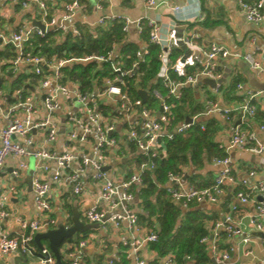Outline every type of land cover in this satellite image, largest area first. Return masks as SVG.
I'll list each match as a JSON object with an SVG mask.
<instances>
[{
	"label": "built area",
	"instance_id": "2783aa9c",
	"mask_svg": "<svg viewBox=\"0 0 264 264\" xmlns=\"http://www.w3.org/2000/svg\"><path fill=\"white\" fill-rule=\"evenodd\" d=\"M47 1L50 0H22L20 3L27 6L29 2H35L39 8V20L44 25V30L33 25L32 21L28 25L15 27L9 34L0 30V43L10 45L14 55L10 60V70L16 73L21 64L30 65L31 74L36 77L40 87L46 90L41 99V107L44 115L36 119L39 113L38 104L31 95L22 97V90H16L15 96L18 99L16 107L21 108L20 115L5 114L6 123L0 128V169L3 167L5 160L9 156L17 159L16 166L12 168L11 175L17 177L21 171L27 168L25 158L33 156L36 159V170L47 172L49 162L55 161L56 169L52 173V181L58 182L64 171L70 170L68 179L71 182L72 192L80 194L83 190L82 175L86 168L91 169V177L99 183L98 195L94 203L85 210L84 218L87 224L92 227L106 229L111 225L114 229L123 228L128 232L129 237L123 240L124 258L131 259L132 264H155L138 255V250L144 244L155 242L158 234L154 225L144 234V229L139 223V217L129 206L131 203L139 201V190L142 187V175L146 171L155 168V161L164 153V145L167 141L172 140L178 134H184L196 122L198 115H208L217 112L223 119L230 122L237 115L239 123L233 127L225 151L228 153L232 149H240L256 154L264 153V146L258 141L254 132L251 130L249 120L257 114V106L253 98L261 92L253 88H246L242 96L231 104L219 103L213 99H208L207 107L204 112L195 114L191 121L187 122L186 118L180 122L173 123L175 114L173 108L175 102H180L183 97L182 88L186 85H196L202 78H211L215 80L213 89L218 92L221 88V73L217 70L218 59H241L249 71L256 75H264V51L257 49L248 51L230 50L224 45L211 42L207 45L198 42L196 32L181 33L180 36L174 34L173 28L176 26L172 23L166 30L164 36L160 33V24L155 19H145L137 17L131 19L120 16H101L97 20L98 25H105L109 21H118L121 24L122 33H127L129 26L133 24L139 34L147 31L148 44L136 49L134 59L128 68H124L122 61H115L113 43L106 55H86L79 58H62L51 56L47 57L41 53H32L27 50L28 43L36 34L43 37L49 30H58L71 32L73 36H80V30L68 22L74 14L80 9L85 8L82 0H69L64 4L63 11L59 17L50 15ZM95 10L100 9L102 4L107 0H93ZM147 7H156L157 0H143ZM239 10L244 19L254 25L261 24L264 20L262 9L264 0L247 2L236 0ZM181 7L177 4L168 5V12L174 15L180 12ZM67 22V23H65ZM187 26V24H184ZM177 41L184 44L189 49L188 54L178 53L174 55L175 48L179 45ZM153 44L159 48L158 59L160 68L167 57L164 70L161 77L163 91L159 88H152L148 91L154 99L152 104L147 105L138 96H132L125 88V77H139L140 66L146 62L149 54L148 45ZM259 55L261 58H259ZM188 57L193 60V70L187 71L183 66V74L179 75L178 63L185 61ZM91 60L103 62L111 61V68L116 73L115 77H104L102 87L93 86L90 90L81 91L78 83L69 81L63 82L62 68L73 62L85 63ZM179 76L173 78L172 75ZM238 89L243 88V84L236 83ZM142 88V87H141ZM145 89V88H143ZM64 97L78 104L81 116H67L72 122V127L65 132L66 148L61 153H55L48 150L45 146L38 149L30 150L28 147L33 142L32 133L37 129L45 131V142H53L57 137V128L54 119V112L58 109V98ZM5 100V94L0 89V103ZM106 106L107 112H103ZM120 115L126 125L124 144L123 140L115 136L117 130L116 115ZM201 129L204 125L201 124ZM259 129L264 131V116L259 125ZM94 137V148L89 154H84L78 162L76 168H72L77 156L72 148L76 147L75 143L83 144L87 136ZM122 144V145H121ZM133 145L138 153L146 159L135 165L133 171L123 180H113L108 176L107 169L103 167L107 164L109 157L118 156L122 147ZM112 150V151H111ZM216 163L222 166L221 170L215 176L213 182L207 186L199 187L195 184H181L180 176L169 173L168 178L176 183L167 186L165 189L171 199L181 206H188L191 203L197 204H216L225 197V185L243 186L246 180H238L232 172L229 156L214 157ZM254 171L248 172L253 175ZM33 191V205L35 216L31 219H21V233L10 235L0 230V257L9 254H18L22 257L33 256L38 252L39 257L36 264H57L55 256L47 245L39 248L34 242V235L38 232L46 231L58 226V222L53 218L41 219L40 216L51 209L49 198V184L42 180L37 174H33L31 181ZM135 189V190H134ZM238 204L252 203L255 207V214L248 215L250 225L260 231L263 235L264 245V179L249 186L246 192L238 188L234 192ZM8 196L1 189L0 185V222L8 215L6 210ZM103 202L104 206H100ZM237 203L231 204L229 211L223 218L213 222L209 233L212 235L210 245L208 246L209 256L215 264H232L229 261L227 250L220 248L219 238L221 229L224 228L226 233L236 232L232 224L231 213L238 206ZM70 224L63 223L67 228ZM96 225V226H94ZM90 229V228H89ZM209 235L202 237L201 241L206 242ZM244 241H247L244 238ZM88 244V238H79L76 242H66L63 248V254L68 260L67 264H85L84 249ZM108 264H115L114 259H110ZM161 264H175V258L172 253L167 254ZM258 264H264L261 260Z\"/></svg>",
	"mask_w": 264,
	"mask_h": 264
},
{
	"label": "crops",
	"instance_id": "0c3cea01",
	"mask_svg": "<svg viewBox=\"0 0 264 264\" xmlns=\"http://www.w3.org/2000/svg\"><path fill=\"white\" fill-rule=\"evenodd\" d=\"M20 1L22 0H0V30L5 34H9L15 27L30 24L32 20L39 16V8L35 2H29L27 6H23ZM68 1H47L50 15L59 17L63 11L64 4ZM82 1L86 4L85 8L77 11L68 23L77 27L80 31L89 29L94 35L96 34L97 28H105L115 22L109 21L105 25H98L97 20L101 16H125L131 19L143 17L144 21L147 18L157 20L160 24V33L162 36L165 35L170 25L175 23L176 26L173 28L175 35H181V33L191 31L196 32L199 37L198 42L203 45L217 42L230 50L244 52L257 49L258 51H264V20L258 25L247 22L241 14L236 0H157L159 2L158 5L152 8L147 7L143 0H107L97 10L93 7V0ZM244 1L254 2L256 0ZM173 4L181 7V11L175 12L174 15L168 12V5ZM262 12L264 14V8ZM165 17H168V21L164 25L163 20ZM118 23L120 24V22ZM184 24H187V26H184ZM67 33L59 31V34L55 38L56 41L60 42ZM147 39V31L139 34L136 27L131 24L127 33H123L122 41L131 43L139 48L148 44ZM6 47V44L0 43V89L5 94V100L0 103V128L6 123V113L9 115H20L22 113L21 108L15 106L18 101L15 96V91L21 89L23 91V87L20 86L22 83L15 86L18 78L21 77L23 79V83L26 84L24 88L27 87L28 82H32V87L26 89L22 93V97L31 95L39 105V113L36 115V119L44 115L40 101L46 92L45 89L38 85L36 77L31 74L30 65L21 64L18 71L12 73L9 67L11 60L9 48L11 46ZM178 47L181 49V52L186 53L181 45ZM259 58H261L260 55ZM114 59L115 61H122L119 43H116L114 48ZM261 63L264 64V59L262 58ZM193 68V65L191 67L186 66L187 71H192ZM217 70L222 75L221 88L218 92L213 87L200 82L196 85H186L183 87L182 98L189 101L191 99L194 105L200 106L202 108L201 111L196 113L199 114L205 111L207 107L206 101L208 99H213L223 104H231L242 96L246 88L250 87L255 90H261L253 98V102L257 106V114L249 120V125L258 141L264 146V131L259 129V125L264 116V86L255 87L259 83L263 85L264 75H253L254 73L249 71L246 63L241 59H218ZM254 81L257 83H254ZM237 82L243 84L242 89L237 88ZM186 91L190 92L187 94H190L191 97H187ZM58 105V109L53 114V122L57 128L56 139L53 142H45V131L43 129H37L32 133L33 142L28 147L30 150L45 146L50 151L61 153L66 148L65 132L72 127V122L68 120L67 116L75 115L79 117L81 116V111L77 103L67 100L62 96L58 98ZM186 106H188V103H186ZM116 120L117 130L115 131V136L123 140L122 144H124L126 125L119 114L116 115ZM198 121L204 124V128L207 123L210 127L214 128L213 141L217 144V148L220 150L219 152H223V156L219 157L228 155L235 177L238 180L247 181L243 186L225 185L227 193L222 201L216 204H196L198 208L212 217L204 222L205 227L210 231L213 222L223 218L225 213L229 211L231 204L237 203L234 192L238 188H242L247 192L249 186L264 179V153L256 154L240 149H232L228 153L225 151L231 131L235 124L239 123V117L237 115L232 121L227 122L219 113L213 112L208 115H198ZM62 122L64 129L60 131ZM187 134L186 131L182 135L186 136ZM75 145L76 147L72 148V150H74L77 158L72 164L73 169L77 167L79 159L84 154H89L93 151L94 137L88 135L86 142L83 144L75 143ZM126 147H122L117 157L111 155L106 164L109 165L107 169L108 176L115 181L126 179L135 168V163L132 159L138 152L136 149L133 150ZM214 157L216 156L208 160L204 156L203 163L200 166L191 163L185 166L183 168V174L180 175L181 184L192 183L199 187L211 184L222 168L220 164L213 160ZM25 161L27 168L21 171L17 177L11 175V170L17 163V159L14 156L7 157L3 167L0 169L1 189L8 196L6 205L8 215L0 222V230L10 235H18L21 233L20 220L31 219L35 216L31 185L34 173H37L42 180H45L49 184L48 193L51 209L42 214L40 216L41 219L53 218L58 222V225L63 223L70 224L72 212L74 209H77L80 219L84 223H88L82 218H84L85 210L94 203L99 189V183L95 182L91 177L92 172L90 168H86L82 175V192L80 194H74L72 192L71 182L68 179L70 170L64 171L60 180L54 182L52 181V173L56 169L55 161L49 162V170L47 172L36 170V159L33 156H28L25 158ZM122 164L124 165L123 167ZM251 171H254V174L248 175V172ZM185 175L186 178L184 179ZM27 181H30V185H28ZM175 183V181L167 179L163 187L166 188ZM139 202L140 200L137 203H131L129 206L137 214H145L139 206ZM99 205L104 206V203L99 202ZM188 206L181 207L183 210H186ZM237 206L238 208L231 213L232 224L236 232L228 235L226 230L222 228L221 236L218 240L219 246L228 251L229 261L232 264H258L261 260L264 261L263 235L259 236L252 232V234H248L246 237L244 236L238 241L233 242L236 233H249L251 225L248 222V215L256 213L254 204L248 203L240 205L237 203ZM146 218L149 219V216H146ZM139 223L144 229L143 233L146 234L150 226L145 221L141 222L139 220ZM85 233L79 235H86L85 237L88 238V244L84 249V254L86 255L85 261H87L85 264H108L110 259H114L115 264H132L131 259L124 258V246L122 242L129 237V234L123 228L116 230L111 225H107L106 229H102L96 226L88 229ZM208 235L209 239L207 244L210 245L212 235L209 232ZM244 238L247 241H244ZM42 243L46 245L45 242ZM65 245L66 242L59 248L60 254L63 252ZM138 255L155 264H161L166 256L159 257L157 252L150 247V243L142 245L138 250ZM210 256L206 264H215ZM38 257V252L28 257H22L14 253L0 257V264H36ZM188 264H193L192 260H189Z\"/></svg>",
	"mask_w": 264,
	"mask_h": 264
},
{
	"label": "trees",
	"instance_id": "16d2710c",
	"mask_svg": "<svg viewBox=\"0 0 264 264\" xmlns=\"http://www.w3.org/2000/svg\"><path fill=\"white\" fill-rule=\"evenodd\" d=\"M80 32L81 35L78 37L68 32L60 42L55 39L59 34L58 30H49L43 37L35 34L28 43L27 50L32 53L44 54L47 57L55 55L59 58L70 59L86 55H106L113 43H119L123 66L124 68L130 66L137 47L122 41L121 24L114 22L111 26L97 28L95 35L89 29ZM8 46L10 45H7L6 48ZM148 48L149 54L146 62L140 66V76L124 78L126 82L124 88L132 96L138 97L137 89L141 87L148 91H151L152 88H159L163 91L159 76V48L153 44H149ZM177 52H181L179 47L175 48L174 55H177ZM9 53L10 57L14 55L12 47L9 48ZM62 72L64 75L63 82H76L81 91H88L93 86L101 88L104 77L113 78L116 75L111 68L110 60L73 62L65 65ZM172 77L178 78L179 76L173 74ZM21 83L22 93L32 87V82H28L27 87L24 88L26 84L23 83L21 77L18 78L15 86ZM187 93L190 92L186 91ZM187 97H191V95L187 94ZM153 102L154 99L150 96L146 104L149 105ZM107 108L106 106L103 107L104 113L107 112ZM201 109L200 106L194 105L191 99L189 101L182 98L180 102H175L173 123L180 122L187 116L200 112ZM201 124L200 121L194 123L187 130L186 136L178 134L165 143L164 153L155 161V168L143 173V185L139 190V206L146 214L139 213V220L147 222L150 227L154 225L158 234L157 240L151 242L150 247L157 252L159 257L172 253L175 264H188L189 260H192L193 264H206L209 261L207 243L202 242L201 239L209 232L204 222L212 217L198 208L197 203H191L187 207L188 209L183 210L178 203L171 199L163 187V184L169 179V173L180 176L183 174V168L189 163L200 166L204 156L208 160L213 156H223V152H219L217 144L213 141L214 128L207 123L205 128L201 129ZM145 159L142 154L138 153L132 161L138 166ZM146 216H149V219ZM79 238V236L76 237L77 240ZM72 240L73 238H67L63 243L73 242ZM42 242L48 246L47 240L42 239ZM85 262L87 263V261ZM67 263V258L61 253V264Z\"/></svg>",
	"mask_w": 264,
	"mask_h": 264
},
{
	"label": "water",
	"instance_id": "95a60500",
	"mask_svg": "<svg viewBox=\"0 0 264 264\" xmlns=\"http://www.w3.org/2000/svg\"><path fill=\"white\" fill-rule=\"evenodd\" d=\"M33 25L37 26L38 28H40L41 30H44V25L39 21L34 19L32 21ZM180 36V35H177ZM178 44H181L180 41H177ZM181 47L183 50L186 51V55L189 52V49L187 48L186 45L181 44ZM200 82L202 84L205 85H209L210 87H213L215 85V80L211 79V78H202L200 80ZM137 94L138 96L142 99L143 102H146L148 99V92L146 89L143 88H138L137 89ZM186 121L190 122L191 121V117H186ZM125 160V159H124ZM109 165H105L103 167L104 170L108 169ZM186 178V175L184 176V179ZM96 226V225H94ZM89 228H91L90 224L84 223L80 217H79V212L77 211V209H74L72 212V216H71V222L70 225L65 228L63 226V224H59L57 227L54 228H50L46 231H42V232H38L34 235V242L36 243V245L39 248H42L43 243H42V239L47 240L48 242V247L50 248V250L52 251L53 255L55 256L56 262L57 264H61V254L59 251V247L61 246V244H63L64 240L67 238H72L74 234L76 233H84L85 231H87ZM255 233L256 235L261 236L262 234L260 233V231L258 230H254V228L252 226H250V231L249 233H236L234 235V239L233 242L238 241L239 239H241L242 237H246L248 234H252Z\"/></svg>",
	"mask_w": 264,
	"mask_h": 264
},
{
	"label": "rangeland",
	"instance_id": "374dc122",
	"mask_svg": "<svg viewBox=\"0 0 264 264\" xmlns=\"http://www.w3.org/2000/svg\"><path fill=\"white\" fill-rule=\"evenodd\" d=\"M164 21V25L167 23V21H168V17H165V19L163 20ZM65 23H67V22H65ZM175 33V32H174ZM178 53H182V54H184L183 52H177V54ZM165 63H167V57H165L164 58V61H163V63H162V65H161V68H160V71H159V76H161L162 75V73H163V70H164V66H165ZM185 65H188V67H191L192 65H193V60L191 59V57H188L184 62L183 61H180L179 63H178V71H179V75H182L183 74V66H185ZM253 75H255V74H253ZM254 83H257L256 81H254ZM262 86H264V83H263V85H261L260 83L259 84H257V85H255V87H262ZM63 122H64V117H63ZM63 122H62V125H61V130L60 131H62V129H64L63 128ZM133 149L134 148V146L133 145H130L129 146V148L128 149ZM127 149V150H128ZM135 150V149H134ZM124 165L122 164V167H123ZM119 167V166H118ZM28 182V185H30V181H27ZM82 218V217H81ZM84 221H86L84 218H82ZM81 234H84V233H76V234H74L73 235V242H76L77 241V239H76V237L77 236H79V235H81ZM86 234V233H85ZM86 236V235H85ZM84 235H82V236H79L80 238H82V237H85ZM90 239V238H89Z\"/></svg>",
	"mask_w": 264,
	"mask_h": 264
}]
</instances>
